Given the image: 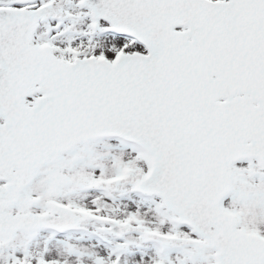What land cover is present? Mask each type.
<instances>
[{"label":"snow or ice","instance_id":"6c2138e0","mask_svg":"<svg viewBox=\"0 0 264 264\" xmlns=\"http://www.w3.org/2000/svg\"><path fill=\"white\" fill-rule=\"evenodd\" d=\"M0 264H264V0H0Z\"/></svg>","mask_w":264,"mask_h":264}]
</instances>
